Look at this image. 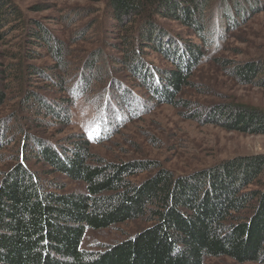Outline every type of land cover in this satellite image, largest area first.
Returning <instances> with one entry per match:
<instances>
[{"label": "trees", "instance_id": "obj_1", "mask_svg": "<svg viewBox=\"0 0 264 264\" xmlns=\"http://www.w3.org/2000/svg\"><path fill=\"white\" fill-rule=\"evenodd\" d=\"M105 2L118 30V41L112 46L119 53L97 49L74 84L65 81L70 68L65 46L43 24L31 21L38 29H27L30 40L42 41L52 53L62 71L58 85L65 92L52 99L36 89L25 90L21 106L34 112V121L69 123L73 100L86 96L98 77L93 69L102 72L101 80L112 79V68L106 63L123 68L156 103L173 104L208 52L219 47L223 32L260 8L257 0L245 4L218 0L215 14L213 0ZM23 19L12 0H0V41L8 34L6 27L17 29L13 24ZM165 20L185 27L197 42L173 31ZM151 52L169 60L170 66L159 67L149 59ZM101 58L107 61L99 64ZM24 68L30 78L50 79L36 65L0 61V110L12 87L13 72ZM262 72L264 67L257 61L234 68L242 82H255ZM114 90L112 99L106 100L108 113L114 112L113 102L130 106L136 98L125 87L114 86ZM16 115L0 118V151L14 141L13 132L21 136L15 161L0 170V264H206L207 258L221 256L264 264V153L240 155L178 175L149 159L107 161L92 152V142L83 134L64 143L28 134ZM208 120L230 130L264 134V110L251 105L219 106ZM32 160L83 182L86 190H55L29 166ZM148 171L142 181L134 180ZM140 217L151 224L134 236L103 250L82 247L88 230Z\"/></svg>", "mask_w": 264, "mask_h": 264}, {"label": "rangeland", "instance_id": "obj_2", "mask_svg": "<svg viewBox=\"0 0 264 264\" xmlns=\"http://www.w3.org/2000/svg\"><path fill=\"white\" fill-rule=\"evenodd\" d=\"M105 1L12 0L25 19L13 24L17 25V29L6 27L8 34L0 41V61L5 65L19 62L25 66L28 63L36 65L40 67L41 75L51 80L36 76L30 78L27 68L13 72L12 87L0 110V118L15 113L28 134L53 142L64 143L71 137L74 140L83 134L92 142V152L107 161L149 159L159 162L178 175H187L240 155L264 153V134L230 130L208 120L213 109L230 103L251 105L264 110V72L255 82H242L234 73V68L247 62L257 61L264 67V0H257L256 3H260L258 12L236 28L223 32L220 44H217L219 47L210 50L206 60L194 70L190 84L182 89L174 105L168 102L156 103V98L138 87L137 81L128 72L115 67L113 63H106L112 68V79L103 81L102 72H98L99 69L92 70L98 77L91 83L86 96L73 100L69 123L34 121V112L25 111L21 106L25 90L36 89L52 99L63 97L65 92L58 85L62 71L56 68L58 62L52 53L40 44L41 40H30L27 29H38L36 23L33 25L31 21L43 24L65 46L66 62L70 64L65 81L74 84L77 78H81L78 75L82 72L85 61L97 49L103 48L110 55L119 53L112 46L118 41L115 38L118 30L108 15ZM217 1L213 0V14L217 10ZM241 1L245 4L249 0ZM254 1L256 0H252ZM164 22L185 39L197 42L196 37L188 36V30L176 21ZM149 59L161 68L170 66V61L159 53L151 52ZM104 61L107 60L101 58L99 64ZM91 75L94 76L92 72ZM260 79L263 81L258 84ZM113 85L115 88L122 86L133 91L136 98L130 106L123 100V103L113 102L114 112L108 113L109 111H105L106 100L110 101L114 95ZM39 114L45 116V113ZM11 136L14 141L0 151V170L15 161L13 159L17 155L21 136L14 132ZM29 166L38 171L40 178L45 179L48 186L61 193L86 190L83 182L53 171L46 164L32 160ZM149 173L151 172L139 173L134 180L140 182ZM150 224L147 218L140 217L101 230H88L82 247L87 250H103L134 236ZM205 263L259 264L240 263L228 256L209 257Z\"/></svg>", "mask_w": 264, "mask_h": 264}]
</instances>
